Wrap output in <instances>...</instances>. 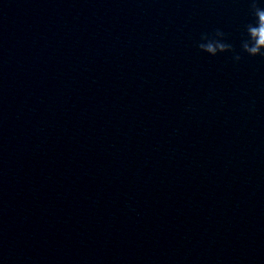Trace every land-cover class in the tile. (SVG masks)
Returning <instances> with one entry per match:
<instances>
[{
	"label": "clouds",
	"instance_id": "clouds-1",
	"mask_svg": "<svg viewBox=\"0 0 264 264\" xmlns=\"http://www.w3.org/2000/svg\"><path fill=\"white\" fill-rule=\"evenodd\" d=\"M250 12L253 22L244 26L245 37L241 41V51L249 57L264 58V7L259 5V0H249ZM201 42L197 45L199 50L210 56H216L225 52H232L236 62L242 59L239 53H236L232 44L226 42L225 33L216 30L211 34H202Z\"/></svg>",
	"mask_w": 264,
	"mask_h": 264
}]
</instances>
